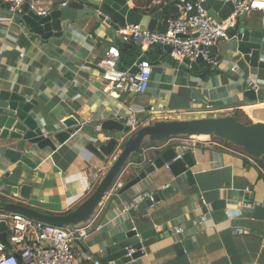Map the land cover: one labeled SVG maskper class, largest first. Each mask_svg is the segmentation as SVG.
Listing matches in <instances>:
<instances>
[{"label":"crops","instance_id":"1","mask_svg":"<svg viewBox=\"0 0 264 264\" xmlns=\"http://www.w3.org/2000/svg\"><path fill=\"white\" fill-rule=\"evenodd\" d=\"M154 1L130 0L129 6L138 13H155L173 0H163L165 4L156 7L152 6ZM62 3L43 1L47 10ZM169 14L160 22L164 23ZM177 16L182 14L178 12ZM244 22L263 32L264 60V12L245 15ZM92 24L91 21L88 26L73 25L61 39L42 41L13 19L0 16V89L34 97L38 103L32 115L56 145L53 151L28 144L29 151L23 152L21 160L30 172L0 158V201L20 203L47 215L67 214L76 209L95 191L121 152L122 147L115 157L103 162L87 149V144L96 143L98 138L106 143L112 137L101 130L102 123L111 115L127 123L121 119L135 114L141 127L160 121L235 113L243 123H264V102H251L244 97L249 81L264 93V70L251 69L230 51L229 42H220L213 51L220 62L218 68L199 70L185 69V63L178 62L164 49L160 48L162 53L156 57L150 46H141L144 53L152 52L154 73L147 93L132 96L115 90L102 79L106 52L114 45L119 49L123 43L119 32L97 33L112 43L108 45L92 37ZM153 56L157 59L153 60ZM235 65L241 74L231 71ZM204 99L221 102V106L207 108ZM70 117L82 120L83 124L61 144L53 135L66 130L63 122ZM169 143L194 148L193 182L185 176L175 178L165 166L119 194L117 191L137 176L130 167L141 161L133 157L126 167L129 169L117 180L91 222L79 227L90 225L93 229L83 242L85 254L100 260L108 249L117 250L116 245L125 240V232L137 230L142 234L154 230L161 238L144 249L145 264H264V162L211 136L173 138ZM161 146L145 142L142 149ZM20 148L23 150L24 145ZM25 185L30 187L25 191L27 198L20 193ZM7 186L17 187V193L8 192ZM167 186L173 187L172 194L151 208L137 210L140 202ZM243 203H249L250 208H244ZM222 211L232 214L222 219L217 213ZM94 225L101 229L94 231ZM178 227L184 229L183 234L176 231ZM189 238L194 249L179 255L176 243ZM75 247L76 264H93L81 256L77 244Z\"/></svg>","mask_w":264,"mask_h":264},{"label":"water","instance_id":"2","mask_svg":"<svg viewBox=\"0 0 264 264\" xmlns=\"http://www.w3.org/2000/svg\"><path fill=\"white\" fill-rule=\"evenodd\" d=\"M129 1L70 0L65 7H53L43 16L32 11L23 16L13 15L8 9L4 10L0 7V16L13 19L15 23L26 27L29 34L42 41L61 39L71 26L76 24L88 26L92 21L93 24L90 28L92 37L99 42L112 45L106 38L97 36V33L105 31L115 34L129 25H141L142 28L151 31L165 32V26L160 22L161 19L168 13L178 15L179 12L180 0H173L155 13H138L134 8H130ZM204 8L219 23L227 20L234 11L232 3H224L218 0H206ZM244 18L245 15H242L238 19V27L228 30L230 51L240 57L251 69L264 70L262 58L263 32L247 26ZM154 47L171 52V48L168 46L155 44ZM142 60V58L138 59L131 69L132 73H137L138 65ZM119 67L126 70L123 66L121 51ZM203 67H211V65L201 58L195 61L187 60L184 64V68L190 70H199ZM244 97L251 102H264L262 90L256 92L249 88L244 92ZM204 102L207 108L221 106V102H209L205 99ZM37 103L34 97L24 96L8 89H0V158L8 160L26 172H30V170L21 159L23 152L29 151L30 145H36L40 149L47 147L53 151L56 149L53 139L45 133L43 127L36 122L32 115ZM82 124V120L70 117L63 122L66 130L54 134L53 138L63 144L71 138L73 130L77 132L81 129ZM101 130L103 133L111 134L112 137L106 143L101 142L98 138L96 143L87 144V149L103 162L113 158V156L115 157L117 150L122 147L121 152L114 158L113 164L108 168V172L95 191L76 209L67 214L47 215L20 203L1 200L0 215L19 214L46 225L62 228L65 231L78 229L80 226L91 222L97 209L104 203L108 194L112 192L117 180L129 169L126 167L133 157H139L141 161L139 164L130 167V171L133 170L137 176L121 187L117 191L119 194L146 181L155 171L167 164H169V169L175 178L185 176L190 182H193L194 156L192 152L186 151L183 147H175L173 143H169L173 138L211 136L241 148L251 157L264 162V123L246 124L233 115L193 120L160 121L138 128H133L132 124L121 122L114 115H111L102 123ZM145 142L152 145L162 144V146L143 150L142 147ZM22 145H24L23 150L20 148ZM155 151H159V153L156 154ZM150 152L154 155H150ZM178 156L181 158L173 162ZM8 176L9 174H7ZM262 176L264 177V163ZM1 183L4 184L5 181L2 180ZM29 188L26 185L21 188L20 193L23 198H27L25 191ZM6 190L15 194L18 188L7 186ZM173 191L171 186L157 191L140 202L137 210L143 211L153 207L154 204L165 199ZM110 200L111 202L114 200V195L111 196ZM109 209L110 207L107 208V212ZM133 212L134 210H132ZM217 213H220L218 216L222 219H227L232 214L225 211ZM9 233L7 224L0 222V241L10 249L11 246L7 240ZM160 238L154 230L142 234H139L137 230H129L125 232V240L116 245L117 250L112 252L108 249L106 255L99 260L100 264H145L146 253L144 249ZM75 244L78 245L81 252L87 253L83 242L76 239ZM175 249L179 255H182L184 252L193 250L194 246L189 238L178 241ZM130 251H132L131 256H129Z\"/></svg>","mask_w":264,"mask_h":264},{"label":"built area","instance_id":"3","mask_svg":"<svg viewBox=\"0 0 264 264\" xmlns=\"http://www.w3.org/2000/svg\"><path fill=\"white\" fill-rule=\"evenodd\" d=\"M44 0H0L1 5H6L13 15L23 16L29 12L38 15H46L47 6ZM60 7H65L70 0H62ZM206 0H180L178 18H167L163 23L165 32L151 31L142 28L141 25H129L119 31L120 39L123 43H133L141 46H154L161 44L171 48V55L178 62L195 61L202 59L211 66L218 68L219 60L214 58L213 51L220 42L230 41L228 30L236 28L237 21L242 15L252 12H264V0H218L224 3H232L234 11L231 16L219 23L204 8ZM165 4L163 0H155L152 6ZM167 5V4H165ZM164 5V6H165ZM161 9V8H160ZM143 60L138 65L137 73H132L131 68L123 70L119 67L120 50L117 46H111L105 54L102 68V79L113 85L115 90L128 95L146 94L153 77L154 69L152 63L141 57ZM136 64V63H135ZM134 64V66H135ZM232 72L241 74L240 68L235 65ZM249 88L256 92L260 88L253 82H248ZM210 108V107H209ZM133 128H138L140 122L135 114L128 118H122ZM192 138V137H188ZM191 152L194 148L183 147ZM176 157L174 161L180 159ZM169 169V164L166 165ZM249 192V189L246 190ZM203 204H205L202 199ZM244 208H250L249 203H243ZM129 208L125 209L127 212ZM0 222H5L9 228L8 243L11 248L0 241V264H76L78 251L75 247V240L81 242L88 240L89 234L93 232L92 227L78 228L65 231L62 228L46 225L37 220L30 219L23 215H0ZM101 227H95L94 231H99ZM179 234L184 233L181 227L176 228ZM104 254V250H100ZM130 251L129 256H131ZM81 256L93 264H100V261L87 256L81 252Z\"/></svg>","mask_w":264,"mask_h":264},{"label":"trees","instance_id":"4","mask_svg":"<svg viewBox=\"0 0 264 264\" xmlns=\"http://www.w3.org/2000/svg\"><path fill=\"white\" fill-rule=\"evenodd\" d=\"M170 2V0H168ZM1 8L4 10H7V6L6 5H1ZM177 18V15H173V14H169L167 16V18ZM151 49L153 51H155V55L156 57H158V55H161L162 50L160 48L154 47L152 46ZM119 50L121 51L122 55H123V66L125 69L131 68L137 61L139 58L143 57L148 59L150 62L152 61L151 59V51L150 52H146L144 53L142 51V47L141 45H137V44H133V43H121L119 44ZM154 58L153 56V60H156L157 58ZM235 117L241 121L240 115L238 113H235ZM242 122V121H241ZM262 163V162H261Z\"/></svg>","mask_w":264,"mask_h":264}]
</instances>
